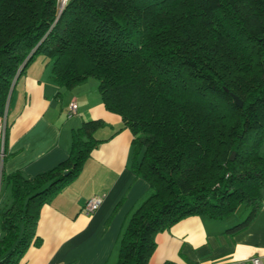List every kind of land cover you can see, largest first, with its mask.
Returning <instances> with one entry per match:
<instances>
[{
  "label": "trees",
  "instance_id": "16d2710c",
  "mask_svg": "<svg viewBox=\"0 0 264 264\" xmlns=\"http://www.w3.org/2000/svg\"><path fill=\"white\" fill-rule=\"evenodd\" d=\"M59 1L0 0V115L38 54L60 86L98 80L133 134L131 168L151 186L114 264H148L156 234L189 215L221 219L244 205L225 231L246 228L264 192V0H66L60 12ZM101 124L73 128L68 156L49 169L2 174L11 201L0 208V264H21L40 243L41 206L80 173Z\"/></svg>",
  "mask_w": 264,
  "mask_h": 264
},
{
  "label": "crops",
  "instance_id": "0c3cea01",
  "mask_svg": "<svg viewBox=\"0 0 264 264\" xmlns=\"http://www.w3.org/2000/svg\"><path fill=\"white\" fill-rule=\"evenodd\" d=\"M51 69L52 61L38 54L12 85L6 112L9 126L0 155V208L11 201L9 186L1 182L3 173L19 169L32 177L49 169L68 156L73 128L83 120L100 119L102 124L93 131L100 142L80 173L41 206L36 229L40 243L31 244L20 263L114 264L120 234L151 186L132 170L133 134L120 114L104 106L98 80L88 77L66 88L54 81ZM71 100L78 104L72 115ZM93 194H103L104 200L87 213L84 203ZM225 218L189 215L159 231L148 264L165 259L211 264L220 255L227 256L218 264L253 255L264 260V192L262 205L246 228L226 232L238 220Z\"/></svg>",
  "mask_w": 264,
  "mask_h": 264
},
{
  "label": "built area",
  "instance_id": "2783aa9c",
  "mask_svg": "<svg viewBox=\"0 0 264 264\" xmlns=\"http://www.w3.org/2000/svg\"><path fill=\"white\" fill-rule=\"evenodd\" d=\"M65 1L66 0L59 1L60 2L59 8L61 4L63 5L65 4ZM77 107H78L77 102L75 100H71L68 106V113L70 115L75 114L77 112ZM6 125H7V115L5 112L4 114L0 115V141L2 143L0 155H3V144L5 139ZM103 200H104L103 194H93L87 198L83 208L87 213L94 212L102 204ZM219 264H264V260L260 256L253 255L247 259L233 260L230 262H224Z\"/></svg>",
  "mask_w": 264,
  "mask_h": 264
},
{
  "label": "rangeland",
  "instance_id": "374dc122",
  "mask_svg": "<svg viewBox=\"0 0 264 264\" xmlns=\"http://www.w3.org/2000/svg\"><path fill=\"white\" fill-rule=\"evenodd\" d=\"M90 77H92V76H90ZM262 144H263V145H261V150L263 151V150H264V140H263ZM1 145H2V143L0 142V150H1ZM263 152H264V151H263ZM6 188H7V186H6L5 184H3L2 191L4 192ZM7 189H8V193H9V195H10V189H9V188H7ZM2 191H1V193H2ZM150 192H151V190H150ZM150 192H149V193H150ZM148 195H149V194H148ZM148 195H147V196H148ZM247 212H248V209H246L244 205H240L235 211L229 213V214L227 215V218H225V219H231V218H234V217H235V219H237L238 221H241V220H243V219L246 217ZM225 217H226V216H225ZM237 220H236V221H237ZM235 223H236V222H235ZM235 223H234V224H235ZM232 225H233V224H232ZM228 254H229V253H228ZM225 256H227V255H220V256H217V257L215 258V260H218V261L215 262V263H211V264H218V262L222 261L223 258H224ZM234 260H239V259H234Z\"/></svg>",
  "mask_w": 264,
  "mask_h": 264
},
{
  "label": "water",
  "instance_id": "95a60500",
  "mask_svg": "<svg viewBox=\"0 0 264 264\" xmlns=\"http://www.w3.org/2000/svg\"><path fill=\"white\" fill-rule=\"evenodd\" d=\"M63 6H64V5L61 4V6H60V8H59V12L62 10ZM233 97H234V101H235L238 105H241V104H242L241 99H240L237 95H233Z\"/></svg>",
  "mask_w": 264,
  "mask_h": 264
}]
</instances>
